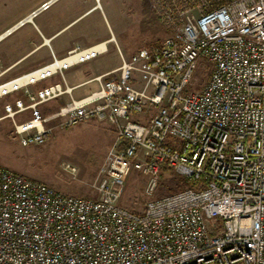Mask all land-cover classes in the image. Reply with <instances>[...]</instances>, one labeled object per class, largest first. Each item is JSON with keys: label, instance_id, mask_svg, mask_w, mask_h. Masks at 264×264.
Wrapping results in <instances>:
<instances>
[{"label": "built area", "instance_id": "obj_1", "mask_svg": "<svg viewBox=\"0 0 264 264\" xmlns=\"http://www.w3.org/2000/svg\"><path fill=\"white\" fill-rule=\"evenodd\" d=\"M45 0L0 36L48 10ZM172 35L125 56L88 95L50 112L73 86L66 71L109 51L114 37L0 83L22 145L43 144L53 121H106L116 137L93 183L64 193L0 164V264H264V0H173ZM200 59L208 81L193 89ZM113 73L116 76L109 77ZM58 80L33 89L39 82ZM31 116L19 120V115ZM61 167L72 175L68 161ZM165 168L190 186L155 196ZM133 170L146 176L142 212L120 205Z\"/></svg>", "mask_w": 264, "mask_h": 264}, {"label": "rangeland", "instance_id": "obj_2", "mask_svg": "<svg viewBox=\"0 0 264 264\" xmlns=\"http://www.w3.org/2000/svg\"><path fill=\"white\" fill-rule=\"evenodd\" d=\"M45 0H0V34L20 16H24ZM173 0H56L48 10L40 12L34 24L49 14H56L74 21L60 31L58 41L66 37L75 39V44L85 46L90 42L114 37L109 51L79 64L66 71L69 83L81 82L121 63L120 47L125 56H130L141 47L156 43L172 35L182 25L184 17L173 21L165 10ZM178 2V0H177ZM83 13V14H82ZM33 23H27L6 38L0 40V64L10 58L26 41L36 36ZM56 27L60 28L56 24ZM57 28V29H58ZM109 36V37H108ZM13 48L7 50V48ZM211 65L200 59L194 72L193 89H201L208 81ZM116 76L113 73L109 77ZM98 82L93 80L41 106L43 112L57 110L71 97L89 94ZM20 97L24 98V94ZM91 93V92H90ZM17 95L0 98V114L6 113L7 102L14 103ZM31 116L30 112L19 115V120ZM52 132L43 144L22 145L14 132L12 119H0V164L27 177L49 183L56 189L69 194L96 197L92 186L98 177V170L106 153L112 146L116 134L112 125L106 121L90 120L71 127L61 126L58 121L51 123ZM68 161L77 168L75 175L61 167ZM146 176L133 170L126 180L120 205L136 212L145 208L148 196L145 193ZM190 186L189 181L173 169L165 168L161 175L155 196L175 193Z\"/></svg>", "mask_w": 264, "mask_h": 264}, {"label": "crops", "instance_id": "obj_3", "mask_svg": "<svg viewBox=\"0 0 264 264\" xmlns=\"http://www.w3.org/2000/svg\"><path fill=\"white\" fill-rule=\"evenodd\" d=\"M21 17L23 16H20L18 19H20ZM73 21L74 19H70L68 17L63 19L56 14H49L44 19L41 20L40 25L34 24L35 25L34 32L36 36L32 38L30 41H26V43H24L22 46H17L15 49L17 50L18 48H21V49L16 51L17 53H14V55H12L10 58L4 59L1 62L0 64V83L17 78L24 73H27L38 67H41V66H44L50 63L53 59V54H55L57 57H64L74 47L86 48V47H89L90 45H93L97 42L102 41V40H98L96 42H90L89 44L85 46H78V44H75L76 41L72 37H66L63 40L58 41L59 36L57 34L63 29H65L68 25H70ZM56 24H58V26H61V27L60 28L56 27ZM4 31L1 32L0 36L4 33ZM7 36H3L0 40L6 38ZM105 39L107 38H104L103 40ZM11 49L13 48H10V47L7 48V50H11ZM119 65L109 70H105L99 74L107 73L113 69H116ZM99 74H96L92 76L91 78L86 79L81 82L69 83L67 77L66 79H67L68 84L70 86H73L74 89H76V88H79L80 86H83L93 81L92 79ZM57 80H58V76L51 77L45 81L35 84L33 86V89L35 90L42 86L51 84ZM90 92H92V90ZM14 94L17 95L16 98L20 97L19 92L14 93ZM14 94H11V95H14ZM78 95L79 97H83L85 95H88V93L87 94L80 93ZM3 115H4L3 113L0 114V119L7 118V117H3Z\"/></svg>", "mask_w": 264, "mask_h": 264}]
</instances>
